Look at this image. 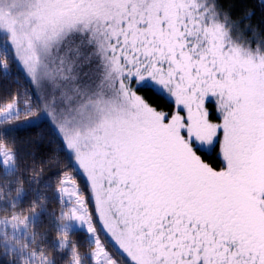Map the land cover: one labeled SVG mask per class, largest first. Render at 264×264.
<instances>
[{"label":"snow or ice","instance_id":"1","mask_svg":"<svg viewBox=\"0 0 264 264\" xmlns=\"http://www.w3.org/2000/svg\"><path fill=\"white\" fill-rule=\"evenodd\" d=\"M225 3L0 0V78L11 60L36 95L0 105V135L47 118L72 168L58 212L37 188L25 215L0 142V264H264V13Z\"/></svg>","mask_w":264,"mask_h":264},{"label":"trees","instance_id":"2","mask_svg":"<svg viewBox=\"0 0 264 264\" xmlns=\"http://www.w3.org/2000/svg\"><path fill=\"white\" fill-rule=\"evenodd\" d=\"M235 5L234 14L238 15L242 7H246L249 10H255L257 19L262 13H264V5L260 3V0H226L225 7ZM10 69V77L8 79L0 78V105H6L12 102V95L17 92L23 93L26 89L29 92V96L26 99L31 103L36 102V95L33 94V86L29 84L28 78L25 73L11 60L8 61ZM167 100V98H164ZM154 106L164 110L172 111L171 102L164 103L161 100H152ZM23 106V104H21ZM29 118L21 117L19 121H11L10 125L13 131L9 135H0V142L13 146L18 152V173L11 179H19L22 181L23 191L27 194L25 198L19 203L18 209H22L24 214H29V208L31 201L36 199L33 189H41V194L47 196L48 199V211L59 210L60 205L54 198V192L56 190V184L59 178L64 172L72 173L70 167V157L61 144L58 142V137L54 134V131L48 121L43 119L36 122L32 126H28L26 121ZM0 127H9V125H0ZM202 158L205 162L209 163L215 168L222 167V156L219 153V148L215 150L201 149ZM83 177H78L77 182L81 183ZM3 175H0V183H4ZM51 184V189H44V185ZM85 185L81 183L83 188ZM15 188L12 189L11 196L15 197ZM87 198L88 192H84ZM91 210L92 205H89ZM0 215H3L0 213ZM51 225L48 223V217H44V223L40 226L39 231H48ZM76 232H80L76 229ZM105 239L104 235L101 234ZM72 239H78L80 244L87 247V235L81 233L79 236L73 235ZM50 239H55V232H52ZM54 255V253H53ZM94 264V261H92Z\"/></svg>","mask_w":264,"mask_h":264},{"label":"rangeland","instance_id":"3","mask_svg":"<svg viewBox=\"0 0 264 264\" xmlns=\"http://www.w3.org/2000/svg\"><path fill=\"white\" fill-rule=\"evenodd\" d=\"M202 149H206V150H209L210 151L212 148H202ZM101 239L104 240V238H102V236H101ZM94 264H95V262H94Z\"/></svg>","mask_w":264,"mask_h":264}]
</instances>
